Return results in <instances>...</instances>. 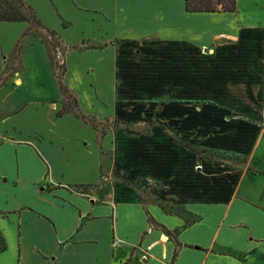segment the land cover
I'll list each match as a JSON object with an SVG mask.
<instances>
[{
    "label": "crops",
    "instance_id": "obj_1",
    "mask_svg": "<svg viewBox=\"0 0 264 264\" xmlns=\"http://www.w3.org/2000/svg\"><path fill=\"white\" fill-rule=\"evenodd\" d=\"M25 2L65 45H102L66 49L82 114L157 124L110 130V158L64 110L43 32L0 21V264H264V19L184 0ZM108 167L155 179L192 219L105 184Z\"/></svg>",
    "mask_w": 264,
    "mask_h": 264
},
{
    "label": "rangeland",
    "instance_id": "obj_2",
    "mask_svg": "<svg viewBox=\"0 0 264 264\" xmlns=\"http://www.w3.org/2000/svg\"><path fill=\"white\" fill-rule=\"evenodd\" d=\"M238 4L240 5L239 8L240 17H242L243 24H246L247 22L250 21H256L257 19H259L260 21L264 19V17L262 18L264 12H262V10H259L258 0H238ZM32 30L42 31L44 34V39L50 44V51H51L50 57L54 65V72L58 80H61L62 84H65L63 81L64 75L67 70L65 53L68 47H72L76 50H85L86 48L102 47L101 44L95 42H91V43L82 42V43L73 44L71 46L65 45L62 42V38L59 37L57 33L51 31L50 29H46L41 22L33 23ZM252 44L254 43H251V45ZM69 83L74 89L83 92V88L81 87V85L77 84L75 80H71ZM67 96H70V98L68 99ZM67 96L66 95L63 96L64 102L67 101L71 106L78 107V103H76L77 99L75 95L70 93V91H68ZM171 99H161L160 102L165 103L168 101H172ZM173 101H177V99L176 100L173 99ZM94 119L98 124V127L96 128L98 131V140L103 150H104V146L102 144V139H104V137L112 129L130 131L139 134H151L152 131L154 130V127L157 124V122L155 121L153 122L141 121L139 123H134L123 119L114 120L107 118V121L99 120V118H94ZM194 149L197 150L198 152L204 153L208 157H211L217 161H223L225 163L241 164V162L243 161V158L240 157L239 155L226 153L221 150H211L205 147H201L200 145H194ZM104 151H106V153L109 155L110 158L114 157L112 152L113 150L109 149L108 151L105 149ZM199 166H200L199 164L196 165L197 168ZM131 170H128L126 167L123 168L108 167L107 169L106 168L102 169V175L104 178H106L105 184H109V185L112 184L113 188L114 186H116V188L118 187V189H121L122 191L124 190V188H129V189L131 188L133 189V192H136L138 197L142 200V202L146 206L149 204H156L162 207L163 210H165L166 212L171 213L172 215L181 216L187 221H190L192 219V217L187 213L188 211L185 209V207L180 205V203L176 201L175 195L174 196L165 195L167 196V198L162 199L161 197H163L164 195L162 196L161 190L163 189L160 185H158V182L155 181V179H153L152 181H148L144 176L132 178L131 176H129L131 175ZM102 184H96L91 187L93 188L97 187L98 189H100ZM170 238H172L171 235Z\"/></svg>",
    "mask_w": 264,
    "mask_h": 264
},
{
    "label": "trees",
    "instance_id": "obj_3",
    "mask_svg": "<svg viewBox=\"0 0 264 264\" xmlns=\"http://www.w3.org/2000/svg\"><path fill=\"white\" fill-rule=\"evenodd\" d=\"M188 12H234L237 10L238 0H184ZM0 21H30L40 23L34 9L25 0H0ZM61 83V80H60ZM61 90L67 96L68 89L61 83ZM68 99L70 96H67ZM77 103V101H76ZM64 110L74 112L94 128L98 127L94 118L82 114L77 107L71 106L67 101Z\"/></svg>",
    "mask_w": 264,
    "mask_h": 264
}]
</instances>
